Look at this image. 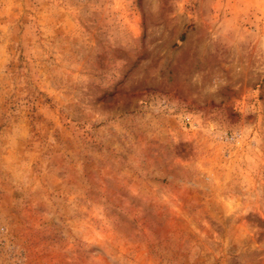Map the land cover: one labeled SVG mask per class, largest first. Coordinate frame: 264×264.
<instances>
[{
    "label": "rangeland",
    "instance_id": "rangeland-1",
    "mask_svg": "<svg viewBox=\"0 0 264 264\" xmlns=\"http://www.w3.org/2000/svg\"><path fill=\"white\" fill-rule=\"evenodd\" d=\"M0 264H264V0H0Z\"/></svg>",
    "mask_w": 264,
    "mask_h": 264
}]
</instances>
